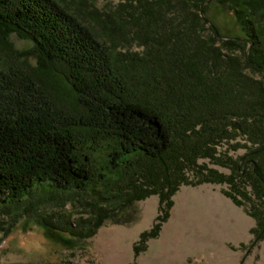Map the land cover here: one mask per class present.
<instances>
[{
  "label": "trees",
  "instance_id": "16d2710c",
  "mask_svg": "<svg viewBox=\"0 0 264 264\" xmlns=\"http://www.w3.org/2000/svg\"><path fill=\"white\" fill-rule=\"evenodd\" d=\"M66 2L0 0V200L38 185L84 189L126 178L121 206L158 196L136 257L158 236L180 185L225 183L222 193L255 222L250 251L264 237V0H219L241 37L207 25V0H123L103 12ZM11 33L31 47L13 49ZM230 140L244 151L217 153ZM93 212L79 235L110 217L104 206Z\"/></svg>",
  "mask_w": 264,
  "mask_h": 264
},
{
  "label": "rangeland",
  "instance_id": "374dc122",
  "mask_svg": "<svg viewBox=\"0 0 264 264\" xmlns=\"http://www.w3.org/2000/svg\"><path fill=\"white\" fill-rule=\"evenodd\" d=\"M66 1L71 6V0ZM121 1L87 0L102 12L115 9ZM205 4L202 15L220 37L242 36L233 13L219 0H207ZM7 40L18 52H24L32 45L31 41L13 33ZM127 47L129 50L139 49L135 43ZM10 58L21 66L36 64L29 55ZM232 142L223 141L216 147L217 153L226 151L235 157L244 151L243 148L232 150ZM197 162H206L209 167L229 173L228 168L212 164L207 158ZM185 175L195 179L191 170H187ZM126 184V178L106 187L89 183L84 189H56L45 184L30 188L19 200H0V264H240L241 260L242 264H262L255 247L263 239L248 252L246 247L251 241L237 248L231 246L236 250L220 252L217 258L222 259H203L188 236L191 226L196 223L198 203L195 196L186 198L187 212H183L185 194L191 190L188 185H180L172 195L169 217L162 224L158 236L148 239L146 249L135 257L133 245L139 234L151 227L157 214L158 196L150 195L121 206ZM213 184L221 189L227 188L225 183ZM95 206L107 208L110 217L93 235L83 237L79 233L87 228L84 222L93 216Z\"/></svg>",
  "mask_w": 264,
  "mask_h": 264
},
{
  "label": "crops",
  "instance_id": "0c3cea01",
  "mask_svg": "<svg viewBox=\"0 0 264 264\" xmlns=\"http://www.w3.org/2000/svg\"><path fill=\"white\" fill-rule=\"evenodd\" d=\"M190 186V185H188ZM185 194L184 211L187 212L186 198H197L196 223L191 226L189 237L197 246V251L205 260H214L220 252L236 250L240 244L252 240L250 228L254 220L242 206H237L225 196L221 188L213 183H201L190 186ZM183 217V216H182ZM256 248V254L264 264V238ZM242 253V252H240ZM222 259L217 258V260Z\"/></svg>",
  "mask_w": 264,
  "mask_h": 264
}]
</instances>
